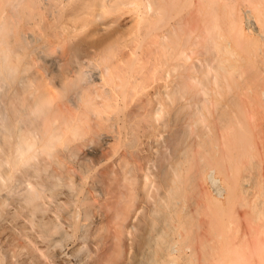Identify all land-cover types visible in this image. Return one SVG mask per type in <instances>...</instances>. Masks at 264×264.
Segmentation results:
<instances>
[{
  "label": "rangeland",
  "instance_id": "374dc122",
  "mask_svg": "<svg viewBox=\"0 0 264 264\" xmlns=\"http://www.w3.org/2000/svg\"><path fill=\"white\" fill-rule=\"evenodd\" d=\"M39 1L41 5H46V0ZM3 2L4 0H0V8ZM257 2L258 0H203L201 9L205 20L201 21V29L204 30L205 36L207 31L211 30L214 39L197 47L200 51L190 54L187 59L168 52L166 47L158 44L152 25L140 22L142 0H135L132 5H117L114 0H58L49 9H42L39 19H30L33 24L28 29L29 38L21 45L17 44V33L21 30L25 13L13 16L15 24L12 25V34L0 35V49L14 50L10 60L17 70L12 81H2L0 77V82L6 83L4 86L0 85V91L6 89V92L11 94L16 87L22 88L20 86L24 82H31V89L38 90L35 94L41 93L51 107L46 122L47 132L42 133L41 130L40 136L36 131H32V128L25 132L34 144L29 151L18 156L20 160L13 152V133L11 137H7V144L3 146L6 150L9 149L8 155L0 142V206L5 202L0 208V216L2 210L4 211L0 217V228L3 223H7V226L4 225L6 229L0 230V264H39L36 255L43 260L47 259L48 261H45L48 263L56 262L60 258V264H77L75 257L68 254L67 248L78 234L86 201L107 203L108 209L101 224H110L115 209L114 202L121 190L124 192L123 200L131 199L133 209H137L130 219L133 227L125 228L123 234L126 249L129 248V255L136 251L137 259L134 261L137 262L140 259V248L136 246H139V237L150 227L153 218L151 209L155 206L161 208L160 203L162 208L167 210L168 196L172 189L177 190L175 200H179L177 205L181 216L189 214L183 226L193 251L176 254L177 257H167V264H264V102L261 100V92H264V41L246 29L243 34H239L230 20L232 7L251 9L253 3ZM215 7L220 29L218 26L214 27V22L210 23L209 20ZM193 8L194 6L184 7L172 19V23H176ZM29 9L26 8V12ZM182 28L170 35V46L178 47L185 38L189 27L184 28L182 25ZM194 37L191 40L195 39ZM75 50L84 59L80 58ZM70 56L77 61L76 64L71 59L69 61ZM200 60L202 64L209 63L212 66L211 69L208 67L206 77L207 97L212 104L220 103L229 90L236 91L243 100L236 113L228 114L235 123L232 126L234 131L244 133L243 149L235 139L224 137L226 130L214 120L211 121L216 137L201 138L206 147L211 142H217V154H224V142L233 146V151L225 158L235 179L236 189L233 198L221 204L222 212L216 214L210 211L211 199L215 197L210 193L205 177L193 182L189 180V168L197 149L184 154L183 144L174 145L176 133L184 129L187 123L189 111L185 106L186 95L179 85L183 76L190 73L185 70L184 65H194ZM45 71L47 73H44ZM211 74H216V82ZM84 82L88 87H85ZM90 88L94 93H91ZM28 91L25 92L27 95ZM7 102L6 98L4 101L0 100L2 106L4 105L0 110H4L9 120H12ZM157 107L161 108L162 113L156 119L153 114ZM62 121L65 122L63 126ZM52 133H55V136ZM234 146L238 148L235 149ZM52 153L57 157L47 160L44 158V155L49 157L48 154L53 156ZM55 157L58 160H54ZM50 159L53 160L47 162ZM42 161L44 162L41 166H45L47 172H54L60 178L58 180L55 175H52L53 179L48 176L50 184L54 182L62 185L59 186L62 189L55 184L56 187H43L42 198L39 197L37 202L44 210L41 208L38 213H31L29 204L24 202L23 197L27 190L39 189L43 173L40 167ZM47 163L49 165L46 166ZM67 166L73 169H69L70 175ZM35 171L39 173L36 174ZM124 174H132L136 179L135 185L122 183L121 188L118 183ZM64 176L69 180L64 179ZM142 180L146 181L149 196H146L141 187ZM67 190L72 192L68 193ZM51 192L55 194L52 195ZM196 208L199 213L195 215ZM43 212L47 217H44ZM13 213L15 218L11 216ZM23 218L26 223L29 221L27 224L33 222L35 225L29 224V228L27 224H23ZM41 219L60 224L62 232L68 238L48 245L45 238L38 234V221ZM197 221L200 223L198 229L195 227ZM178 226L182 231L180 224ZM14 230L18 239L12 235ZM20 230L24 232L21 231L20 234ZM28 230L31 233L25 232ZM108 230L107 242H111L114 227L109 226ZM101 233L102 231H97V234ZM170 235L177 238L176 231ZM31 236V240L35 242L30 240ZM19 241L29 245L13 248ZM34 246H37L36 249H31ZM39 247L43 255L38 253ZM12 248L15 250L11 253ZM33 250L36 254H33ZM12 254L14 258L10 256Z\"/></svg>",
  "mask_w": 264,
  "mask_h": 264
},
{
  "label": "bare ground",
  "instance_id": "6f19581e",
  "mask_svg": "<svg viewBox=\"0 0 264 264\" xmlns=\"http://www.w3.org/2000/svg\"><path fill=\"white\" fill-rule=\"evenodd\" d=\"M114 1L117 3V5L121 4V3L127 4V5H132V4H134L135 0H114ZM28 2H30V3L28 4ZM56 2H58V0H46L45 1L46 5H44V4L41 5L39 0H4L2 7L0 8V35L2 34L3 36H10L12 34V25L15 24L13 21V16H15L16 14L19 15V13L21 14V12H23V13H25V15H24L25 19H24L23 25L21 27V30L17 33V39H18L17 44L21 45V44L26 43L27 39L29 38V33H28L29 26L33 24V21H31L30 19H37V18L39 19L41 16V10L42 9H49L54 4H56ZM106 2H107V0H106ZM202 2H203V0H142V6H141L140 13H139V19H140V22H145L148 24L150 23V25H152L151 27H152L153 32L155 33V38L157 39L158 44L166 47L168 49V52H170L171 54L174 53L177 57L187 59V58H189L190 54L194 53L195 51H197V52L200 51V50H197V47H200L201 45H203V43H207V42L209 43V42L213 41V39H214V36L212 35L211 30L207 31V34L205 36L204 30L201 29V21H203V19L205 20L204 12L201 9ZM103 6H104V4H103ZM187 6H194V8L192 10L187 11L181 18H179L176 21V23L173 24L172 19L177 14H179V11H181L184 7H187ZM29 7H32V9H29ZM26 8L29 9L27 12H26ZM215 11H216V7L214 9L213 14L211 15V18H209V20L211 21L210 23L214 22L213 23L214 27L218 26V28L220 29V25H219V22L217 20V16L215 14ZM230 14H231L230 20H231L232 24L236 27L239 34H243L244 29H246V31H248V32L255 33L259 37V39L264 41V0H258L257 3H253L251 9L248 7H242L240 9H238L236 6H234V7H232ZM98 25H100V24H98ZM182 25H184V28H186L187 26L189 27L188 31L185 32V38L182 40V42L180 43V45L178 47L170 46V43H169L170 41H168V38L170 37V35L173 32H176L177 29H183ZM47 26H48V24H47ZM208 26H206V28ZM61 34H62V32H61ZM193 37L195 39L191 40ZM175 44H177V43H175ZM64 47H65V45H64ZM73 47H75V46H73ZM77 48H75V49H77ZM67 49L69 50V48H67ZM67 49H65V52ZM91 50H92V48H91ZM13 52H14V50H10L7 48L0 49V77H1L2 81H7V80L12 81L15 79V73L17 70L16 65L11 64V60H10V56L13 55L12 54ZM75 53H76V50H75ZM262 53H264V50H262ZM71 54H73V52H71ZM76 54H78V56L80 55V53H76ZM70 57L71 58H69V61H70V59L71 60L74 59V58H72V56H70ZM80 58H83V57L81 56ZM74 61L75 60H73L72 62H74ZM64 62H66V61H64ZM76 62L77 61H75L74 63L76 64ZM83 62H85V61H83ZM30 63H31V61H30ZM263 64H264V61H263ZM57 65H58V62H57ZM146 65H149V64H146ZM79 67H80V65H79ZM184 67H185V70L190 71V73L188 72L183 76V79H182L181 83H179V85L183 88L182 90H184V93L186 95L185 96V100H186L185 106L189 109V111L187 112V123L185 124L184 129H182L178 133H176V136L174 138V145L177 146L179 144H183L184 145V148H183L184 154H188L189 151H192V149H194V150L197 149L194 160H192V162H191L192 164L189 168L190 169L189 180H191L193 182V181H196L198 179L205 177V180H207V182L209 183V187H210L209 191L215 197L214 199H211L210 211L213 212L214 214H216V213L222 212L221 211V208H222L221 204L227 203V201L229 199H232L234 192H235V189H236L235 179L230 173V169H229L228 163H227L226 158H225V156H229L228 154L233 151L232 150L233 146L231 143L224 142V146H225L224 151H223L224 154L221 155V154H217V152L219 150L217 142H213V143L211 142L210 144H208L209 146L206 147V145L204 144V141L201 140V138H204L207 136L216 137L217 134L213 130L214 127H212V121H211V120H214L218 123V125L222 129L226 130L225 133H223L224 134L223 136L224 137L226 136L227 138H229V140L235 139V141L237 143L239 142L238 143L239 147L241 146V149H243L244 144H245L244 133L234 131L232 126L235 123H234L233 119L231 118V116L228 115V114H232L233 112L236 113V110L240 109L243 100L241 99V96L236 91L229 90L225 94V96L223 97V100L220 103H217V104L213 103L212 104L209 101V98L207 97V93H208L207 83H208V81L206 78V77H208V67L211 69L212 66L209 63L202 64L201 60H200L197 64H194V65L192 64L189 66L184 65ZM54 68H56V67H53V69ZM72 68L73 67H71V69ZM161 70H163V69H161ZM104 71H105V69H104ZM44 73H47V72L45 71ZM44 73L42 74L43 76H44ZM105 73H106V71H105ZM210 76L212 78H214V82L217 81V79H215L216 74H211ZM23 77H25V76H23ZM83 77H85V76H83ZM30 81H31V79H30ZM22 83H18V84H22ZM3 84H2V82H0V85H3ZM84 84H85V82H84ZM32 85H34V84H32ZM85 85H83V86L88 87L87 84H85ZM176 85L178 87V84H176ZM91 86H93V85H91ZM1 87L2 86H0V88ZM20 87H22V88L16 87V90L11 92V94H8V92H6V89H4L2 92L0 91V100L4 101V98H6V100H8L7 103H8L9 113L13 118L12 120L11 119L9 120V116H7V114L4 113L5 111L3 110L4 111L3 112L2 110H0V112L2 111L0 114L1 115V118H0V142L2 144L1 143L0 144H1L2 149H3L5 147L4 145L7 144V137H11L10 135L13 133L14 137H15L13 152L17 155L16 157L19 160H20V157L18 158V156H20V155L22 156L24 153L29 151L31 149L32 145L34 144L29 140L28 134L25 132H27L31 128H32V131H36L39 134V136H40L41 130H43L42 133L47 132L46 129H48V125H46V122L48 121V113L50 112V107H51V104L46 99L43 98L41 93L35 94V92L37 93L38 90L35 91V88H34V91H33V89H31V82H28V83L24 82ZM92 88H90L92 90L91 93H94ZM20 89H21V91H20ZM26 91H28V93H29L28 95L25 93ZM176 92H178V90H176ZM95 93H97V92H95ZM163 94H165V93H163ZM261 100L264 102V92L263 91L261 92ZM177 102H179V101H177ZM0 105H1L0 107L4 108V105L2 106V103H0ZM131 113H132V111H131ZM161 113H162L161 108L157 107V109L155 110V112L153 114L154 118H156V119L159 118ZM62 123H63L62 124V126H63L65 124V122L62 121ZM29 133H30V131H29ZM55 133H52L53 136H55ZM231 136H233V137H231ZM36 137H38V136H36ZM52 139H54V137ZM162 142H164V141L162 140ZM91 144H92V142H91ZM233 144H234V142H233ZM66 146H67V144H66ZM89 146H92V145H89ZM71 148H73V147H71ZM234 148L236 149L238 147L234 146ZM4 149L6 150L7 148H4ZM213 149H215L214 152H212ZM7 151H9V149L6 150L5 152H7ZM43 151H45V149ZM56 151H57V149H56ZM52 152L54 153L55 151H52ZM47 153H50V152H47ZM53 153H52L53 156H50L51 155V153H50V155L48 154L49 157L46 158V155H44L45 156L44 158L46 160L48 158H51V157L53 158L54 156H56ZM7 155H8V152H7ZM4 156H5V154L3 155V157ZM56 157L54 158V160L56 159ZM1 158L2 157H0V159ZM72 158H73V156H72ZM58 159L60 160L59 156H58ZM58 159H56V160H58ZM19 160H17V161H19ZM51 160H53V159H50V161H47V162H51ZM76 160H75V162H76ZM14 161H16V160H14ZM44 161H42L41 163L39 162L40 167H42L41 170H43V173H41L42 176H41V181L39 183V189H34L33 191H30L31 189L27 190L28 192L25 193L26 195H25V197H23L24 202L26 204H29V207H30L29 211L31 213H34V212L38 213L37 211L40 210L41 208H43V206L41 207L40 204L37 202L38 198L41 197L43 187H46L47 185L53 186L55 184L54 182H52L50 184V181H48V179H49L48 176L52 177V179H53L56 175L54 174V172H47L46 167L41 166V164ZM57 163L59 164L60 162L58 161ZM57 163H55V165H58ZM47 165H49V164L47 163L46 166ZM63 165H64V163H63ZM124 166H126V165H124ZM34 168H36V166ZM37 169H38V167H37ZM37 169H36V171H39ZM55 169H56V167H55ZM69 169H71V168H69V166H67L68 175H70ZM25 170L27 171L28 169H25ZM71 170H73V169H71ZM36 171H35V173H36ZM76 171H79V170H76ZM23 172H25V171L23 170ZM35 173H34V175H35ZM38 173H36V174H38ZM59 173H58V175H59ZM29 174H30V172H29ZM75 174H77V173L75 172ZM52 175L53 176L55 175V176L53 177ZM131 175L130 174L129 175L124 174L121 177L120 183H118L121 188L123 187L122 183H126V184L131 185V186L135 185L136 179H135V177H133ZM26 176L24 175V177H26ZM35 177H37V175H35ZM87 178H89V177H87ZM57 179L60 180L59 177H57ZM64 179H66V177ZM66 180H69V179H66ZM76 180H78V178ZM173 181L176 182V180H173ZM58 182H60V181H58ZM177 182H178V180H177ZM28 185H31V184H28ZM55 185L57 186L58 184H55ZM59 186H62V185L57 186L58 188H61ZM17 187H19V185ZM141 187L147 196L148 195V191H147L148 187H146V181L142 180V186ZM163 187H164V185H163ZM68 188L70 190V187H68ZM53 192H55V191H53ZM53 192H51L52 195L55 194ZM67 192H68V190H67ZM71 192L72 191H69L68 193H71ZM17 194H15V195H17ZM119 194L120 195L118 196L117 200L114 202L115 209H114V212L111 216V220H110L111 223L110 224H101V222L105 216V211L108 209L107 203H101V202L88 203V201H86L87 203L84 205L83 214H82L83 215V221L79 225L78 234L75 235V239L73 240L71 245H69L70 247L67 245L69 247V248H67L69 251L68 254L75 257L77 264H167L169 262L167 257H170V258L177 257V256H175L176 254L182 255V254H185L188 250L193 251L191 249L192 246L189 245L187 235L185 232L186 230L183 226L185 224L184 220L189 216V214H185V215L181 216V214L179 213V210H178V205H177L179 200H175V195H177V190L172 189L171 192H169V196H168V201H167L168 205L166 206L167 210L163 209L162 205L160 203H159V205L161 206V208L155 206L153 209H151V212L153 213L152 214L153 218H152V222L150 224V227H148L147 230L139 237L138 243H139L140 247L136 246V247L140 248V252H139L140 259H138L137 262L134 261L135 259H137V258H135L137 253H136V251H134V254L129 255V248L126 249V245H125L126 242L124 244V241H123L124 235L123 234L125 232V230H124L125 228L128 229V226H130V228L133 227V225L130 223V219L132 218L133 214L136 213L137 209L136 210L133 209L131 199H127V201L123 200L124 192L122 190L119 192ZM45 195H46V193H45ZM47 196H45V197L48 198ZM49 196H51V195H49ZM17 197H18V195H17ZM131 197L134 198L133 195H131ZM86 199H88V198H86ZM63 200H65V199H63ZM54 202L52 201V203H54ZM4 203H1V206ZM26 204H24V206ZM43 204H44V202H43ZM1 206H0V208H1ZM61 206H62V204H61ZM51 207L53 208L54 206H51ZM45 209H46V207H45ZM55 209H56V207H55ZM43 210H44V208H43ZM194 210H195V215L199 213L198 208H196ZM0 211H1V209H0ZM3 212L4 211L2 210V213ZM2 213H1L0 217H2V215H3ZM45 213H46V210H45ZM16 214H18V213H16ZM12 215H14V213L11 214V216ZM40 215H42V214H40ZM43 215H44V217L46 216L44 214V212H43ZM42 216H39V218ZM51 216H53V215H51ZM10 217H8V218H10ZM22 217H24V215ZM13 218H15V217H13ZM23 220H25V218H23ZM45 220L46 219H41L38 221V234L40 236H42L43 238H45L48 245H50V244L54 245L55 241H59V240H62L63 238L67 237V235H65L62 232V228H61L60 224H55V222L52 223L48 220H46V221ZM64 220H65V218H64ZM35 221H36V219H35ZM131 221H133V220H131ZM18 222H20V221H18ZM63 222H65V221H63ZM5 223H3V224L5 226H7L6 225L7 223L6 224ZM27 223H26V220H25V223L23 222V224H27ZM32 223L30 222L29 224H32ZM178 223L182 227V229H183L182 231L179 228ZM29 224H27L28 227L30 226ZM4 225H2L1 228H4L5 227ZM22 226H25V225H22ZM109 226L114 227V233L112 235V241L111 242H109V241L107 242V240H108L107 232L109 231L108 230ZM195 227L197 229L200 227V223L198 221L195 224ZM1 228H0V230H1ZM31 228L34 229L35 227H31ZM4 229H6V228H4ZM66 229H67V227H66ZM15 230H17V229H15ZM15 230H14V233L12 235H14L13 237L17 238L16 237L17 233L15 234ZM98 230L102 231V233L97 234ZM21 231L22 230H20V234L22 232H24V231H22V232ZM174 231H176L177 238L172 237L170 235L171 232H174ZM25 232H29V230L25 231ZM7 233H9V232H7ZM7 233H5V234H7ZM29 233H31V232H29ZM5 234L3 237H5ZM56 234H59V235H56ZM12 235L10 236L11 239H12ZM27 235H28V233H27ZM54 236H56V237H54ZM3 237L1 239H3ZM218 237H219V235H218ZM24 238H25V236H24ZM27 239L29 240V237ZM31 239H32V236H31L30 240ZM37 239H39V238H37ZM67 240L68 239H66V241ZM9 241H10V239H9ZM31 241L33 242L34 240H31ZM31 241H30V243L32 244ZM0 242L2 243L1 240H0ZM6 242H7V240H6ZM40 243H41V241H40ZM27 244H25L24 241H19L16 244V247H14L15 246L14 245L13 248L16 249L17 247L27 246ZM7 245H5V247ZM5 247H4V249H5ZM36 247L37 246H34V248H31V249H36ZM45 247H47V246H45ZM52 247H55V246H52ZM13 248L10 251L11 253L13 252V250H15ZM19 249L20 248H18V250ZM25 249H26V247H25ZM9 250H10V248H9ZM37 250H38V253L40 255H43V252L40 253L41 252L40 247ZM33 251H34L33 254H36L35 250H33ZM48 251H51V250H48ZM7 252H8V250H7ZM66 252H67V250H66ZM13 254L10 256L13 257ZM1 255H3V254H1ZM4 257H6V256H4ZM8 257H9V253H8ZM12 257H10V258H12ZM44 257H46V254H44ZM170 258H169V260H170ZM6 259L7 258H5V260ZM18 259L16 258V260H18ZM36 259H38L36 261L37 262L39 261V264H58L59 261L61 263V260H58L60 258L57 259L58 263H56L57 260H56V262L48 263V262H46V261H48L47 259H45L46 260L45 261L39 255L38 256L36 255ZM65 259L68 260V258H66V257H65ZM177 259H179V258H177ZM198 260H199V258H198ZM15 262H17V261H15ZM5 263H7V262H5ZM35 264H36V262H35ZM172 264H174V263L172 262Z\"/></svg>",
  "mask_w": 264,
  "mask_h": 264
}]
</instances>
